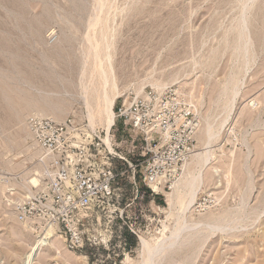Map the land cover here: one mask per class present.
<instances>
[{"label":"rangeland","instance_id":"1","mask_svg":"<svg viewBox=\"0 0 264 264\" xmlns=\"http://www.w3.org/2000/svg\"><path fill=\"white\" fill-rule=\"evenodd\" d=\"M239 2L0 0V264H22L30 244L49 230L56 232L53 239L62 252L74 258L72 264H138L139 237L154 243L175 225V210L168 209L165 193L172 191L185 162L202 145L197 130L190 158L166 180L163 190L153 194L142 181L144 135L125 127L117 117L118 108L152 92L190 108L199 127L206 117L216 128L224 117L220 112L224 102L215 99L230 75L238 78L239 91L208 146L212 155L203 183L184 216L189 222L222 217L237 222H230L227 230L202 232L194 248L178 246L170 260L160 264H264V0H254L249 9L250 60L245 71L231 54ZM94 18L100 21L96 28L90 25ZM101 30L111 41V68L121 94L113 105L110 143L126 160L114 155L118 198L81 212L84 246L74 249L55 226L19 221L14 206L34 194L40 183H28L40 172V157L27 133L33 118L71 120L73 142L87 145L96 138L104 144L106 132L100 121L89 125L82 97V82H87L94 66L87 49L95 39L103 42ZM152 81L164 87L157 89ZM140 84L143 92L137 95ZM36 259L38 264H69L48 249Z\"/></svg>","mask_w":264,"mask_h":264},{"label":"built area","instance_id":"2","mask_svg":"<svg viewBox=\"0 0 264 264\" xmlns=\"http://www.w3.org/2000/svg\"><path fill=\"white\" fill-rule=\"evenodd\" d=\"M117 117L125 127L144 135L142 181L158 194L193 152L197 114L178 100L149 92L128 106L122 104ZM73 124L48 117L28 123L29 135L42 152L40 183L34 194L15 204L14 212L19 221L38 220L55 226L69 246L80 249L84 246L81 212L117 200L113 187L117 168L116 152L103 147V141L91 138L87 145L73 142ZM131 232L135 234L133 229Z\"/></svg>","mask_w":264,"mask_h":264},{"label":"bare ground","instance_id":"3","mask_svg":"<svg viewBox=\"0 0 264 264\" xmlns=\"http://www.w3.org/2000/svg\"><path fill=\"white\" fill-rule=\"evenodd\" d=\"M253 3H254V0H241V2H239V11H238V15H237L238 17L236 18V21H235V39H234V42L232 45V53L231 54H233L235 56V59H234L235 61L240 59V62H241L240 66H241L243 71H245L248 68L247 66H248V63L250 60L247 27H248L249 9L253 6ZM102 4H104V2ZM102 4L100 3L101 6H102ZM108 5L106 4V6H108ZM101 9H103V8H101ZM113 11H112V13H113ZM105 14H106V11H105ZM92 15H93V13H92ZM109 16H108V18H109ZM112 18H113V16H112ZM94 19H96V18H94ZM98 19H96V20L91 19L92 21L90 20L91 21L90 25L92 26V28L94 26L96 28V24H98V22H100V21H101V23L103 22L101 16H100L101 20L99 21ZM113 25H114V23H113ZM107 26H108V24L105 26V28H107ZM105 28H104V30H105ZM112 29H113V27H112ZM104 30L103 31L101 30L102 32L99 31L102 35L101 39H100V36H98L100 40H102V38H103V40H102L103 42L99 41L98 39H95L96 38L95 36H92L93 38L95 37L94 38L95 43H92L91 48H89L90 50L87 49L88 54L94 56V66L91 69V73H90L91 75H90L89 79L87 80V82H82L83 83L82 97H83L84 103H85L87 111H88L87 116H88V120H89V125L93 126L97 123V121L101 122L99 124H102V126L106 132V135L104 138L105 147L112 154H114L115 151H114L113 147H111V143H110V132H109V130L114 125L113 105H114L116 98L119 97L121 94H119V92H118V89H117V86L115 83V77H114V74H113V71L111 68V62H110L111 55L109 52L110 49L108 51V48L110 47L109 42H111V41L106 38L107 29H106V31H104ZM115 32H113V33H115ZM88 33H90V32H88ZM91 33H92V31H91ZM107 33H108V31H107ZM109 34L111 36L112 32ZM95 35H97V34H95ZM114 36H113V38H114ZM90 41H91V38H90ZM89 46H90V44H89ZM85 57H87V55ZM196 62H198V61H196ZM196 62H195V64H196ZM229 70H230V68H229ZM84 73H85V71H84ZM225 81L227 83L226 84L223 83L224 87L221 89V92H220L219 96L217 97V99H215V101L221 100L222 102H224L222 105V108L220 109V112L224 113V114H222V115H224V117L221 118V120H220V122L216 128H215V125H213V123L210 122L208 118H206V117L203 118V122L201 123V126L198 129V131H199L198 132V141H199V143H201L202 147L198 151H195L193 153L191 159L188 162H185L182 176L177 181V183H175L173 185L172 191L165 193V200H166V205H167L168 209L175 210V212H174L176 215L175 225L174 226L172 225L173 228L170 229L169 232L162 233L161 236L158 237L154 243H149L142 236L139 237L142 257H141V260L138 262V264H160L163 261H169L170 260L169 257L173 256V255H171V254H173L171 252L175 248H177V249L179 247L181 248L183 245V247H185L186 249H192L190 247L191 246L193 247L194 242H197V243L199 242V238H200L202 232L208 231V234L209 233L211 234L216 230H227L228 228H231V224L232 223L234 224L233 221L236 220V218L235 219H233V218L228 219V218H224V217L221 218L220 217L221 219H212V220L210 219L207 221L204 220V222H201V221L189 222L185 219V216H184L185 211L192 205V203L196 199L198 190H199L201 184L203 183V171L207 167V165L209 164V161H210L211 155H212L208 150V146L217 138V136L219 134V129H221L223 123H225V120H226L227 116L229 115L230 109H232V108H230L233 105L232 102L235 100V97L239 91V89H238L239 87L238 86L236 87L238 78L230 75ZM146 82H148V81H146ZM150 83H151V85H153V87H156L157 89H162L164 87V86H161L160 84H155L153 81ZM140 85L141 86H139L136 90L137 95L143 92V85L142 84H140ZM217 116H219V114ZM27 133L29 135L28 131H27ZM33 145L37 150V151L35 150L34 153L40 157L42 154L41 150L37 147L36 143H33ZM211 146H209V147H211ZM35 174H37V172ZM38 174H39V172H38ZM34 177L31 178L30 180H28V183L32 184L33 186H37L39 180H38V178H36V177L34 178ZM156 190L159 191L158 188H156ZM27 192H28V190H27ZM29 195H30V193H29ZM233 215H235V213ZM239 218H241V217H239ZM230 222H232V223H230ZM235 222H237V220ZM48 227H51V226H48ZM232 227H233V225H232ZM55 236H57L56 232L54 230L53 231L49 230L48 232H46V234L43 238L38 239L36 242L32 243V245L30 244L29 249L24 253V256L22 258V264H38V263H36V260H37L36 258L39 256L40 252L42 253V251L44 249H45V251H46V249L51 250L52 252H53V250L56 251L57 255L64 256L66 258V261L69 264H72V261L74 260V258L70 257V255L68 253L62 252V250L60 249V247L57 244V242L55 241V239H53V238H56ZM200 239H202V238H200ZM198 247H199V244H198ZM197 252L199 253V250ZM191 256H188V257H191ZM194 256H195V254H194ZM44 261L47 263L48 260L44 259L43 262ZM181 262H183V261H181Z\"/></svg>","mask_w":264,"mask_h":264}]
</instances>
